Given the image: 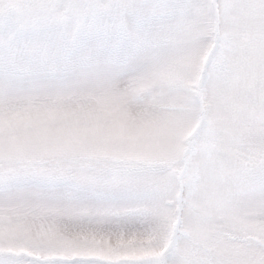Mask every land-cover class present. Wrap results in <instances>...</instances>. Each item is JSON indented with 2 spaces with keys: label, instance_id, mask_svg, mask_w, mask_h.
Returning a JSON list of instances; mask_svg holds the SVG:
<instances>
[{
  "label": "snow or ice",
  "instance_id": "obj_1",
  "mask_svg": "<svg viewBox=\"0 0 264 264\" xmlns=\"http://www.w3.org/2000/svg\"><path fill=\"white\" fill-rule=\"evenodd\" d=\"M0 264H264V0H0Z\"/></svg>",
  "mask_w": 264,
  "mask_h": 264
}]
</instances>
